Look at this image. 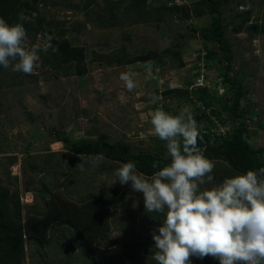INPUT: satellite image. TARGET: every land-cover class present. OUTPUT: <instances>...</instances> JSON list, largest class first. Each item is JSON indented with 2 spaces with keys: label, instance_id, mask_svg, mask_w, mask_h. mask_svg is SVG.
Here are the masks:
<instances>
[{
  "label": "rangeland",
  "instance_id": "rangeland-1",
  "mask_svg": "<svg viewBox=\"0 0 264 264\" xmlns=\"http://www.w3.org/2000/svg\"><path fill=\"white\" fill-rule=\"evenodd\" d=\"M54 1L42 6L46 21L54 23L55 30L51 29V36H57V29L63 28L64 36L72 46H83L86 49L85 64L88 71L81 76L58 77L55 71L43 63L31 75L7 69L4 73L5 84L0 87V184H8L12 192H18L25 214L28 206L42 205L38 194L41 183L61 181L65 174L71 179L69 189L75 192L71 194L73 200L90 194L114 204L116 219L111 223L109 235L100 240L101 244L91 245L104 263L130 264L134 260L141 264H156L150 250L143 247L154 242L152 233L155 231L159 234V228L144 222L146 211L142 193L133 192L130 184L122 186L117 181L120 185L117 190L116 183L111 185L115 179L113 173L121 164L104 159L97 167L91 163L95 157H78V160L84 159V170L77 163L73 168L76 173L73 170L67 172L66 162H69L72 153L65 150L62 143L55 142L52 134L53 131H60L68 135L71 141L102 139L108 143L123 142L136 151H154L160 146L166 148L165 142L151 133L150 113L156 108L174 115L187 110L195 118L204 110V106L196 104L191 97L188 100L192 102L185 100L180 93L165 96L163 92L169 89L182 90L186 83L215 90L209 78L215 82L218 69H208L209 78L201 76L207 72V68L203 67V60L197 62V55L205 50L203 42L196 36L197 32L194 34L191 30V27L199 29L208 26L210 18L204 16L185 20L165 14L160 23L133 24V17L120 4L122 9L118 11L116 19L118 27H104L99 24L97 15H102L106 0H96L87 12L80 11L86 0H59L63 2L60 5L54 4ZM191 2L149 0L148 7L154 9L173 4L189 6ZM236 3L240 5L236 6ZM64 5L79 6L73 10ZM245 10L251 11L253 22L262 23L264 0H231L223 8L226 24L232 22L230 20L235 14ZM155 14L151 12V16ZM55 24H59L58 28ZM226 37L232 43L234 52L231 75L237 77L243 89L248 91L242 105L252 110L247 122L251 144L264 150L263 26L252 36L245 32L234 35L228 25ZM44 38L46 36L35 35L29 38V42L36 43ZM176 43L181 45L177 51L181 52L183 67H178L176 57L165 56L162 65L151 61V70L146 67L147 62L137 60V57L149 51H162ZM121 46L125 47L127 59L136 61L105 65L106 60L116 57ZM101 55H104V62ZM196 64L200 65V70L196 69ZM124 71L137 74L138 86L131 92L119 79L120 73ZM222 90V86H219L217 91L222 93ZM227 96L229 93L225 94ZM258 122L263 126L259 127ZM197 123L199 131L204 133L220 134L230 128L229 124L222 126L220 123L213 128L205 119ZM54 165L58 166V172L53 175L50 168ZM218 167L225 171L224 166ZM131 230L136 233V240L141 242L138 255L130 248L122 251V245L129 240ZM56 246H60V242L54 239L49 246L28 244L25 246L23 264H85L82 250L77 246L67 259Z\"/></svg>",
  "mask_w": 264,
  "mask_h": 264
},
{
  "label": "trees",
  "instance_id": "trees-1",
  "mask_svg": "<svg viewBox=\"0 0 264 264\" xmlns=\"http://www.w3.org/2000/svg\"><path fill=\"white\" fill-rule=\"evenodd\" d=\"M51 1L0 0V17L9 24H13L21 22L18 20V16L23 13L29 18L22 22L29 38L32 39L35 35L52 37L50 31L51 29L55 30L54 23L53 21H46L47 17L42 10V6L48 5ZM95 1L86 0L80 11L87 12L96 3ZM230 1L192 0L189 6L173 4L170 6L162 5L153 9L148 7L149 0H106L101 11L102 15H97L99 24L104 27H118L119 22L116 19L118 11L120 12L122 9L120 4L123 5V10L133 17L131 21L133 24L153 21L160 23L164 20L165 14L178 16L185 20L209 16L208 26L199 29L191 27V30L194 34L197 32L196 36L203 42V49L205 50L197 55V62L203 60V67L207 68V72L200 75L209 78L208 69H218L217 82H213V79L209 78L215 90L211 91L210 87L186 83L182 90L169 89L163 94L168 96L177 92L182 94L185 100L191 101L188 100L191 97L193 101L197 102L196 104L203 105L204 110L195 116L197 122L205 119L213 128L217 123L222 126L229 124V130L220 134L209 131L200 132L199 146L204 149L205 156L217 165L213 172L215 183H219L225 177H231L236 173H245L247 170H257L264 166V150L255 148L251 144L247 122L250 119L248 115L252 110L249 106L242 105L248 91L243 89L241 81L237 77L231 75L234 52L232 43L226 37L228 25L234 35L245 32L254 36L258 33L259 27L263 26L264 31V19L262 20L263 24L253 22L250 15L251 11L245 10L235 14L230 20L232 22L226 24L223 8ZM62 3L59 0L54 1L56 5ZM239 5L240 3H236V6ZM64 6L67 9L77 10L79 5ZM151 12H155V16H151ZM235 20L239 21L234 23ZM55 25L58 28L57 25L59 24ZM64 33L63 28L57 29V36L52 37L51 44L53 48L57 49L56 52L49 49L47 53H40L43 65L55 71V76L58 77L86 74L88 71L85 64L86 49L83 46H72L65 38ZM180 47L181 45L176 43L162 51H149L147 54L137 57V60L141 62L155 61L162 65L165 56L176 57L180 68L184 65L181 60V52L177 51ZM117 52L116 57L105 61V65H119L136 61V59H127L124 46H121ZM100 58L104 62V55H101ZM7 69L0 67V87L5 84L4 73ZM196 69H201L199 64H196ZM13 84L17 83L14 82ZM219 86L223 88L222 93L217 91ZM226 93H229V96L225 97ZM219 104L221 107H218ZM258 126L262 127L263 125L258 122ZM52 136L55 142L62 143L63 148L72 153L69 162H66L67 172L72 171L75 164L83 163L84 159L78 160V157H97L100 154H103L105 160L117 164L132 161L136 164L138 171L149 176L156 170L152 168L153 161H159L161 166L167 161L166 148L163 146L154 151H136L123 142L108 143L102 139L71 141L68 135L60 131H53ZM218 165L225 167V174ZM57 167L54 165L50 168L51 171L50 169L48 171L53 175L57 174ZM33 168L37 169V166L33 165ZM73 172L76 173L74 170ZM62 176L61 181L57 180L51 184L41 183V189L38 193L42 200L41 207H36L34 204L30 205L25 214H23L24 205L18 192H12L8 184H0V264H23L25 246L34 243L49 246L53 239L60 242V246H56V248L63 254L64 259H67L68 255L72 254L71 251L74 247L77 246L82 250L85 264H108L100 259L91 245L101 244L100 240L109 235L111 225L116 219L114 204L99 198L96 199L90 194L73 200L71 194L75 192L70 190L68 185L71 179H68L65 174ZM115 186L116 190L120 187L118 183ZM143 218L144 222L151 227L159 228L162 223V217L155 213L146 212ZM129 234V240L123 243L122 251L130 248L138 255L141 242L136 240V233L133 230ZM143 248H148L153 254L154 242ZM125 255L127 258V253H124ZM115 264L126 263L117 262ZM130 264L141 263L132 260ZM191 264H219V261L211 256L204 259L191 257Z\"/></svg>",
  "mask_w": 264,
  "mask_h": 264
},
{
  "label": "clouds",
  "instance_id": "clouds-1",
  "mask_svg": "<svg viewBox=\"0 0 264 264\" xmlns=\"http://www.w3.org/2000/svg\"><path fill=\"white\" fill-rule=\"evenodd\" d=\"M28 19L20 13L21 22L9 24L0 17V67L31 75L42 66L40 53L57 49L50 36L29 42L22 23ZM152 64L146 67L151 70ZM136 75L120 73L129 92L138 86ZM150 125L152 135L165 142L167 161L163 166L153 161L150 176L132 161L123 163L111 185L130 184L142 193L145 211L162 217L159 234L152 233L151 258L156 264H191V257L208 256L219 264H264V166L215 183L216 165L199 146V126L190 112L174 115L156 108ZM104 159L100 154L91 163L98 167Z\"/></svg>",
  "mask_w": 264,
  "mask_h": 264
}]
</instances>
